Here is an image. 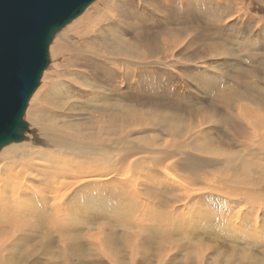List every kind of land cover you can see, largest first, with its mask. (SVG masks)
<instances>
[{
    "label": "rangeland",
    "instance_id": "obj_1",
    "mask_svg": "<svg viewBox=\"0 0 264 264\" xmlns=\"http://www.w3.org/2000/svg\"><path fill=\"white\" fill-rule=\"evenodd\" d=\"M96 25L82 45L93 53L75 52ZM49 57L23 116L38 124L35 134L25 149L13 144L54 190L72 174L76 184L112 177L72 184L62 208L74 228L48 240L0 239V261L161 264L158 251L165 264H264V0H97L56 34ZM103 150L140 156L110 166L97 157ZM23 163L19 173L31 176L24 155ZM155 165L169 174L162 182ZM236 191L247 203L227 196ZM108 233L104 251L115 262L73 254V242L93 249Z\"/></svg>",
    "mask_w": 264,
    "mask_h": 264
},
{
    "label": "bare ground",
    "instance_id": "obj_2",
    "mask_svg": "<svg viewBox=\"0 0 264 264\" xmlns=\"http://www.w3.org/2000/svg\"><path fill=\"white\" fill-rule=\"evenodd\" d=\"M68 25H70V24H68ZM97 27H98V25L94 26L91 31H87V33L84 32L85 34H82V35L80 34L79 41H81V42L79 43V41H78V43L76 45L71 46V47H73V50L75 52L84 53V51H86V52L93 53L90 47H89V50H88V49H86V47H83L82 45L88 39V38H86V40H85V37L89 36L90 34L93 35V39H94V35L96 33V28ZM118 27L122 31L127 29L126 26H118ZM129 30H130V28H129ZM123 33H124V31H123ZM90 39H92V38H90ZM179 40H181V39H178V41ZM186 41H187V39H184V43H186ZM114 43H116V42L114 41ZM166 43H168V42H166ZM112 44H113V41H112V43L110 45H112ZM124 44H126V42ZM182 44H183V42H182ZM96 45H94V46H96ZM86 46H87V44H86ZM99 46L100 45H98L97 47H99ZM117 46L120 47V45H116L115 48H118ZM160 46L156 47V50L161 48ZM104 48H106V47H104ZM107 48H109V47H107ZM112 48H111V50H112ZM122 48H123V46H122ZM162 48L164 49V47H162ZM68 50H70V52H71V48L68 49ZM169 50L171 51V49H169ZM102 51H103V49H102ZM127 52H129V50ZM163 52H164V55H165V51H163ZM132 53H134V52H132ZM135 53H136V51H135ZM104 54L105 53H103V55ZM129 54H131V53H129ZM145 54H146V52L144 53V55ZM147 56H149V55L147 54ZM130 57H132V56H130ZM149 57H151V56H149ZM144 58H146V56ZM129 60H133V59L129 58ZM147 61H146V63H149ZM118 63H119V65L121 67L125 66V64H126V63H120V62H118ZM111 64H112V62H111ZM116 65H117V63H116ZM41 84L42 83L40 81L39 86L31 94V96H30V98L28 100V104H31L32 101L34 103L37 100L36 95L38 93L39 88L42 87ZM28 107L29 106H27V109H25V110H29ZM25 114H26V111H25ZM23 121H25V120L23 119ZM24 123L27 124L28 130L26 132H24V137L25 138L23 140H21L20 142L22 144H24V149H25V146L32 141V137L35 134L33 132V127H36L35 125H38V124L36 122H33V121H31V123L29 125H28V123L26 121ZM79 142H80V139L78 140L77 144H79ZM88 149H89V151L87 152V155H89V157H91V159L94 160L95 156H94L93 150L91 149V147H89ZM11 150H14L15 153H18L21 156L20 162H18V160L16 159V155L15 154L14 155H9ZM247 150L250 152L251 148L249 147ZM105 152H106V150L98 152L97 157H99L103 162H109L110 166H113L115 164L113 162L114 160H122L123 163L127 166V165L132 163V161H133L135 156H140V155H137L138 154L137 153L134 156H131L128 159L124 160V156H125L124 150H119L111 158H108L107 156H105ZM23 155H24L25 161L32 168V172L33 173H32L31 176H28L25 173L27 175V177H23L22 174L19 173L20 170H21L20 167H19V163L22 166L24 165V163H23ZM32 159H33V157L30 154H28L25 150L19 152V148L13 143L3 147L0 150V239H4V241H5V239L9 240L11 238V240H12V239H14L16 237L18 238L19 242H22V240H32L34 238H40V239H44V240H48L49 238H53L54 239L55 237L59 236V234L62 231H64L65 229H68V227L66 225L71 224V229L74 228L73 223L69 221V218H70L69 215L66 214L64 212V209L62 208V201L65 200L71 193L69 188L72 186V184L79 185V186L85 185L86 183L91 182L92 178H94L96 180H100V181L106 182V180L111 179V177H112L110 174H104V175L91 174L89 176L83 177V180L79 184H76V182H77L76 180H77V178H79V176H76V175L72 174V175H69L68 178L69 179H73L75 181L72 184H70L69 187H68V184H66L65 182L60 180V181H58L57 188L54 190L53 189V185H52V183L50 181H48L47 179L44 180L43 177H41L38 173H36L35 168L30 164ZM35 163L40 164L41 162L35 161ZM161 168H162V165H155L154 166L155 172H160V181L162 182L165 179L164 176H166L168 173L166 171H164V170H161ZM195 178H197V179H199L201 181L202 180L204 181V178L202 176H195ZM26 179L31 181V182H36L37 186H33V187H29L28 188L27 183L25 181ZM115 179L117 181H119V178L115 177ZM167 179H168V177H167ZM170 180H172V179H170ZM168 183H170V182H168ZM173 183H174V181H173ZM202 183L205 184L204 182H202ZM170 184H172V183H170ZM61 190L65 191L64 194H62V195L58 194ZM237 191H240V190H237ZM198 194H199V192H198ZM227 196L233 198V200L237 199L236 200L237 203H247L246 201L244 202L245 197H244V194H243L242 191L239 192L238 195H236L235 197L232 194H227ZM14 199H19V200L17 202H13L12 204L8 203V202H10L11 200H14ZM245 207H247V206H245ZM72 213H73L72 216H75L76 210H72ZM242 218H243V216L240 218V221H241ZM248 218H250V217H248ZM256 218L257 217L254 216V219H256ZM241 224H242V226L244 225L243 223H241ZM117 226L118 227H123L125 225H117ZM112 239H113L112 233H108L104 239L97 241L96 245H92L93 249L86 248V250L82 247L81 242L80 243L79 242L78 243H74L73 242L72 243V252L77 257V259H80L82 256H85L84 253L86 251H88L89 255H91V254L94 255L95 253H98L99 255L103 256L109 262L110 261L115 262V259L113 258V256H111V255L109 256V254L105 253V251H104L105 247H107L108 250L110 249V247L112 246V243H113ZM86 245L88 246L89 244L86 243ZM150 245H152L154 247L156 246V243L154 242V240L150 241ZM3 246H4V244L1 243V241H0V251L1 250L3 251ZM17 246H16L15 249H17ZM12 248H14V246ZM12 248H9V249L5 250L4 252H9ZM146 251H147L146 249L141 251L142 253L138 257H141V255L145 254ZM147 255H149V254H147ZM157 255H159V261L161 262V264H163V263L165 264V262H164L165 261L164 254L161 253V252L158 253V251H157ZM24 256H26V255H23V257ZM199 256H200V253H198L197 257H199ZM138 257H137V259H138ZM135 259L133 260V263L135 262ZM131 261H132V259L130 258V262ZM64 262H65V260H63L62 262L60 261V263H57V264H61V263L65 264ZM0 264H13V262L10 261L9 259L8 260H4V261L1 260Z\"/></svg>",
    "mask_w": 264,
    "mask_h": 264
},
{
    "label": "water",
    "instance_id": "obj_3",
    "mask_svg": "<svg viewBox=\"0 0 264 264\" xmlns=\"http://www.w3.org/2000/svg\"><path fill=\"white\" fill-rule=\"evenodd\" d=\"M95 1L0 0V150L25 138V109L56 34Z\"/></svg>",
    "mask_w": 264,
    "mask_h": 264
}]
</instances>
